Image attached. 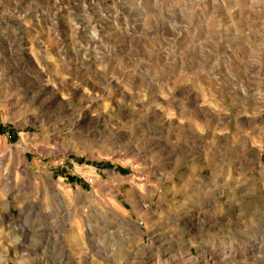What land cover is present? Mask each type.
Listing matches in <instances>:
<instances>
[{
  "label": "rangeland",
  "instance_id": "1",
  "mask_svg": "<svg viewBox=\"0 0 264 264\" xmlns=\"http://www.w3.org/2000/svg\"><path fill=\"white\" fill-rule=\"evenodd\" d=\"M0 264H264V0H0Z\"/></svg>",
  "mask_w": 264,
  "mask_h": 264
}]
</instances>
